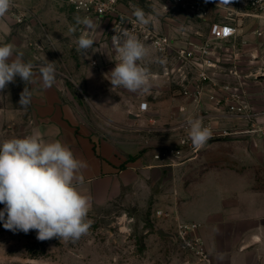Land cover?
<instances>
[{"label":"crops","instance_id":"1","mask_svg":"<svg viewBox=\"0 0 264 264\" xmlns=\"http://www.w3.org/2000/svg\"><path fill=\"white\" fill-rule=\"evenodd\" d=\"M14 3L18 6L0 20V44H12L25 61L36 65L45 58L54 62L56 81L48 89L27 85L31 91L27 110L19 105L25 83L19 77L9 83L0 93V136L5 123L23 121L27 135L38 130L45 141H61L86 164L78 174L82 182L77 187L90 197V209L143 187L154 193L161 204L158 208L170 213L164 219L166 230L174 226V218L201 225L199 235L214 264H264V187L257 186L260 175L264 177V135L252 134L251 140L212 139L197 157L181 163L155 160L159 148L177 142L172 126L192 111L191 104L187 113L179 107L186 103L183 85L195 86V76L180 81L178 74L166 73L174 66V57L169 60L143 42L149 56L139 63L149 71L148 91L112 90L110 72L118 62L112 18L89 17L96 29L95 42L85 54L77 51V40L87 30L75 20L87 17L84 13L61 0ZM190 11L201 17L199 11ZM219 19L222 16L213 13L198 29L191 26L195 25L192 18L186 26L160 22L156 27L180 46L195 32L208 34L211 21ZM259 24L256 18L244 17L237 37L239 45L248 40L242 60L253 70L264 58V43L253 33ZM246 89L254 105H264L263 78L251 79ZM144 101L148 108L141 111Z\"/></svg>","mask_w":264,"mask_h":264},{"label":"clouds","instance_id":"2","mask_svg":"<svg viewBox=\"0 0 264 264\" xmlns=\"http://www.w3.org/2000/svg\"><path fill=\"white\" fill-rule=\"evenodd\" d=\"M17 6L14 0H0V20ZM133 16L140 25H148L153 20L152 14H146L140 7L134 9ZM75 20L87 30L77 40V51L86 54L95 42V25L89 17ZM112 41L118 53V62L110 72L112 90L147 92L149 71L139 63L149 56L146 46L126 28L113 35ZM17 77L25 83L19 105L26 108L31 103L27 85L51 88L56 81V68L46 58L40 65L25 61L23 53L15 52L12 44H0V93ZM184 126L197 149L212 137L202 117H189ZM84 167L85 162L78 160L61 141H45L38 130L0 143V204L4 205L0 221L4 228L25 234L35 230L39 241L59 237L75 242L86 235L90 228L87 220L90 197L77 187L82 182L78 174Z\"/></svg>","mask_w":264,"mask_h":264},{"label":"built area","instance_id":"3","mask_svg":"<svg viewBox=\"0 0 264 264\" xmlns=\"http://www.w3.org/2000/svg\"><path fill=\"white\" fill-rule=\"evenodd\" d=\"M63 1L87 17L112 18V36L121 31V24L127 19L125 28L142 43L148 41L167 59L174 57V66L168 68L166 73L178 74L180 81H185L190 75L195 76V86L183 85L181 94L186 103L179 107L181 112L187 113V104H191L192 111L172 126L171 130L176 132L177 142L159 148L154 153L155 160L168 159L169 164H174L197 157L201 148L193 147L188 129L184 126L189 117L203 118V124L212 131L210 140L244 134L264 135V110L257 111L253 107L246 91V85L251 79H259L254 78V75L264 73V58H261L259 67L251 69L243 64L247 51L242 47L248 40H241L242 45L237 43L246 16L258 20L260 24L254 27L253 33L264 43V0H171L170 3H165L166 8L172 5L182 12L199 11L204 20H208L209 15L213 13L220 14L223 18L211 21L208 34L203 36L195 32L180 46L174 45L173 37L169 34L147 25H140L135 17L122 13L118 0ZM260 78L264 79V76ZM139 108L146 111L148 103L141 102ZM153 122L151 121L152 124ZM169 215L163 208H157L154 213L155 218L161 220ZM174 220L175 224L169 230L176 235L174 241L192 258L187 264H214L199 235L201 225L179 221L176 218Z\"/></svg>","mask_w":264,"mask_h":264},{"label":"rangeland","instance_id":"4","mask_svg":"<svg viewBox=\"0 0 264 264\" xmlns=\"http://www.w3.org/2000/svg\"><path fill=\"white\" fill-rule=\"evenodd\" d=\"M170 1L118 0V7L130 17H134L133 11L137 7L142 8L146 14H152L153 20L147 27L154 29H157L156 24L160 22L163 25L168 23V27H172L174 23L186 26L189 18L193 19L195 25L191 26L195 29L206 25L203 17H198L191 11L176 13L177 9L172 5L166 8L164 4ZM125 20L121 24V30L127 26V19ZM144 42L150 45L148 41ZM261 93L264 95V92ZM248 95L250 100L254 98L249 93ZM251 104L257 111L264 110V105L256 106L252 101ZM27 108L30 107H26V110ZM25 136L27 131L23 121L13 125L5 123L0 143L6 139ZM241 136L245 140H251L250 134ZM260 179L257 186L262 188L263 175H260ZM160 205L154 193L146 192L143 187L127 191L115 202L91 208L87 215V220L90 221L89 231L75 242L64 241L59 237L39 241L35 230H30L27 234L19 230L13 232L5 229L3 221H0V264H187L192 258L178 242L157 232L165 224L164 220L154 216ZM3 208L4 205L0 204V210Z\"/></svg>","mask_w":264,"mask_h":264},{"label":"water","instance_id":"5","mask_svg":"<svg viewBox=\"0 0 264 264\" xmlns=\"http://www.w3.org/2000/svg\"><path fill=\"white\" fill-rule=\"evenodd\" d=\"M264 73H258L256 75H254V78H260L263 77ZM158 234H160L163 237H167V238H171L173 240H176V235L174 233H172L171 231L165 230L164 228H159L157 230Z\"/></svg>","mask_w":264,"mask_h":264}]
</instances>
